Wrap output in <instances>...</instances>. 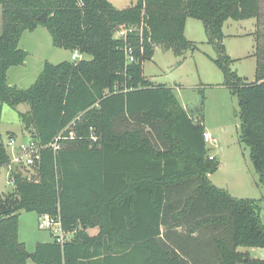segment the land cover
<instances>
[{"label":"trees","instance_id":"obj_1","mask_svg":"<svg viewBox=\"0 0 264 264\" xmlns=\"http://www.w3.org/2000/svg\"><path fill=\"white\" fill-rule=\"evenodd\" d=\"M0 9V122L5 104H27L32 141L61 137L58 150L41 151L32 179L16 174L13 192L0 196V264H264L238 250L264 249L261 208L209 178L220 164L204 140L203 112L195 118L173 89L144 75L157 47L178 56L196 49L186 23L202 21L224 85L239 98L240 140L264 188V0H139L126 9L109 0H0ZM253 18L257 70L247 83L231 71L223 28ZM40 26L55 47L91 59L46 63L30 88H11L8 71L28 57L21 38ZM123 28L135 29L127 40L117 36ZM11 159L0 141V167ZM21 211L59 219L71 240L28 252Z\"/></svg>","mask_w":264,"mask_h":264},{"label":"rangeland","instance_id":"obj_2","mask_svg":"<svg viewBox=\"0 0 264 264\" xmlns=\"http://www.w3.org/2000/svg\"><path fill=\"white\" fill-rule=\"evenodd\" d=\"M119 9L134 6L139 0H109ZM257 19L243 21L228 20L223 28L224 45L231 57V71L247 83L256 80ZM2 14L0 12V35L2 33ZM185 37L195 44L196 49H188L182 56L161 47L155 49L154 57L144 64L145 77L155 85L173 89L181 105L196 118L202 111L204 126L216 139L208 143L207 149L219 162L217 171L210 175V180L219 188L226 189L238 198L252 199L261 208L264 223V188L260 175L251 160L250 148L240 140L241 120L239 118V98L229 87L224 85V74L215 63L217 52L208 43L205 26L202 21L189 18L186 23ZM20 48L28 53L22 66L8 71L7 84L11 88L26 90L30 88L43 72L46 63L53 65L65 61L73 62L74 52L57 48L45 27H38L34 32H25L20 41ZM88 55H79L77 61L90 60ZM29 105L17 108L4 105L0 122V141L6 146L13 136L17 142H28L32 134L26 128V111ZM11 153V148H8ZM21 175L29 176L33 172L24 168ZM15 185L9 181L8 166L0 167V196L13 192ZM43 217L34 212L21 211L19 214L18 233L20 242L33 253L37 244L52 242V234L40 228ZM253 259L264 256V249L239 248ZM28 264H34L31 260Z\"/></svg>","mask_w":264,"mask_h":264},{"label":"built area","instance_id":"obj_3","mask_svg":"<svg viewBox=\"0 0 264 264\" xmlns=\"http://www.w3.org/2000/svg\"><path fill=\"white\" fill-rule=\"evenodd\" d=\"M135 31L134 28H123L120 32L117 33L119 38L124 40L128 39L130 33ZM124 52L126 54L127 60L129 63L135 62V57L133 55L132 48L127 45L124 48ZM80 53L78 50L74 51L72 55V60L75 62L78 60ZM72 135V134H71ZM61 137L56 139L55 142L48 146H38L34 141L30 140L28 142H17L14 137H10L8 141L7 148H11V156L12 159L10 163L7 165L9 168V181L15 185V175L21 174L22 169H30L32 172L34 167L37 166L39 161L41 160V151L46 148H53L55 151L60 148L59 140ZM204 140L207 143H215L216 139L211 135V133L206 132L204 134ZM213 159V156H211ZM35 175L34 172L32 175L24 176L28 179H32V176ZM43 220L40 223V228L49 231L53 239L58 243L63 245L67 241L71 240L72 234L66 233L63 230L62 223L59 219H54L50 216H42Z\"/></svg>","mask_w":264,"mask_h":264},{"label":"water","instance_id":"obj_4","mask_svg":"<svg viewBox=\"0 0 264 264\" xmlns=\"http://www.w3.org/2000/svg\"><path fill=\"white\" fill-rule=\"evenodd\" d=\"M40 20L42 22H46V16L43 15ZM34 118L32 115H28L26 118V128L31 132L32 131V126H33Z\"/></svg>","mask_w":264,"mask_h":264},{"label":"crops","instance_id":"obj_5","mask_svg":"<svg viewBox=\"0 0 264 264\" xmlns=\"http://www.w3.org/2000/svg\"><path fill=\"white\" fill-rule=\"evenodd\" d=\"M113 4V3H112ZM114 5V4H113ZM115 6V5H114ZM117 9H119L117 6H115ZM0 12H1V14H2V11H1V9H0ZM19 106H21V105H19ZM18 106V107H19ZM30 110H28V111H26V114L29 112ZM206 132H209V131H207L206 130ZM210 133V132H209ZM98 233V230L97 229H91L90 231H89V234L90 235H96ZM239 250V249H238ZM243 253V252H242ZM257 258H261V259H264V256H262V257H257Z\"/></svg>","mask_w":264,"mask_h":264}]
</instances>
